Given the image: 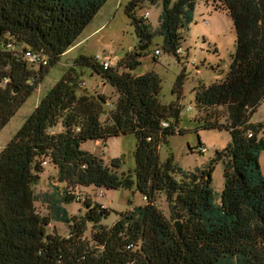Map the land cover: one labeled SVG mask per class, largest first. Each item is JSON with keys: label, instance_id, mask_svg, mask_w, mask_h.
<instances>
[{"label": "trees", "instance_id": "16d2710c", "mask_svg": "<svg viewBox=\"0 0 264 264\" xmlns=\"http://www.w3.org/2000/svg\"><path fill=\"white\" fill-rule=\"evenodd\" d=\"M108 1L0 0V131ZM150 1L163 3L157 31L136 15L137 1L126 7L141 45L150 48L162 35L164 50L189 63L179 48L199 0ZM205 3L232 17L236 52L224 79L197 89L198 121L200 128L228 129L231 143L204 169L187 171L173 155L162 161L160 148L177 132L184 107L186 72L173 89L178 100L167 105L160 99L158 73L133 72L149 49L131 52L106 69L95 58L77 57L0 152V264H264V122L250 121L264 102V0ZM28 52L45 55L47 64L36 70ZM81 66L93 67L116 89L111 110L106 94L81 87L74 72ZM128 134L138 139L136 180L119 173L120 159L108 165L82 149L87 140ZM218 162L225 178L220 202L213 187ZM48 163L65 189L54 185L51 193H37L34 185ZM135 184L147 203L120 213L111 227L103 224L111 210L86 196L84 215L71 216L66 207L80 202L83 186L131 189ZM159 191L167 193L170 217L156 203ZM37 202L47 203L48 212ZM173 220L180 221V231ZM55 222L66 224L69 234L51 228Z\"/></svg>", "mask_w": 264, "mask_h": 264}, {"label": "rangeland", "instance_id": "374dc122", "mask_svg": "<svg viewBox=\"0 0 264 264\" xmlns=\"http://www.w3.org/2000/svg\"><path fill=\"white\" fill-rule=\"evenodd\" d=\"M135 1L138 3L135 10L136 15L144 18L148 12L149 15L145 18L146 23L153 31L159 29L160 16L163 11L161 1L152 3L150 0H109L81 34L74 48L64 54L61 60L50 69L38 89L0 131V152L22 127L41 99L73 66L77 57L86 55L95 58L98 54L106 55L112 58L113 66H116L127 54L148 49V54L142 57V63L133 72L142 75L154 71L160 75L163 86L160 99L164 104L171 105L178 100V94H175L173 89L179 76L184 71L186 72L181 96L184 107L177 125V132L169 137V143L161 146V160L165 161L169 155H173L175 162L183 169L196 171L206 168L216 152L231 143L232 136L226 128H200L198 118L201 112L196 102V92L201 85L208 86L224 79L229 72L233 55L236 52V30L230 14L226 11L215 10L212 6L206 5L205 0H199L195 20L185 31L183 46L187 55H183L182 58L190 61L187 63L186 60H180L176 55L164 50L162 35L154 38L150 48L141 49L144 45H141L133 20L126 12V7L130 3L134 5ZM176 1L173 0V2ZM202 19L208 20L209 24L201 22ZM156 49L161 50L158 56L154 55ZM32 66L36 70L40 68L39 65L32 64ZM74 72H77L80 81H83L81 86L83 89L106 94L111 98L106 108L111 110L114 107L113 103L118 96L117 91L101 74L91 66L77 67ZM190 106L192 109L188 110ZM225 118H223L224 122ZM250 121L252 123L264 122V102L258 107ZM137 143L136 135L128 134L101 141L87 140L82 143V149L103 158L108 165H111L112 160L120 159L119 173L132 174L133 179L136 180ZM203 147L207 149L205 152L201 151ZM260 165L264 175V153L262 160L260 157ZM44 166L45 170L41 173L40 180L34 185L35 191L51 193L54 191V185L60 186L59 188L63 191L65 184L58 182L56 169L50 163ZM177 178L180 179L181 176L177 175ZM224 186V164L218 162L213 171V187L217 202L221 201ZM79 192L86 198H90L93 203L101 204L111 210L110 216L103 220V224L110 227L119 219L120 213L147 203L136 184L131 189H106L89 185L83 186ZM156 203L167 217L171 216L166 191L157 193ZM66 207L71 216H82L86 212L83 201H73L66 204ZM37 208L43 213L48 212L47 203L37 202ZM176 221L178 220H173V222ZM54 227L63 236L69 234L68 226L62 222H55L51 228ZM91 229L90 224L88 234L91 233Z\"/></svg>", "mask_w": 264, "mask_h": 264}, {"label": "built area", "instance_id": "2783aa9c", "mask_svg": "<svg viewBox=\"0 0 264 264\" xmlns=\"http://www.w3.org/2000/svg\"><path fill=\"white\" fill-rule=\"evenodd\" d=\"M149 15V13L147 12L145 15V18H147ZM201 22L205 23V24H209V21L206 19H202ZM179 53L183 56V55H187V52L185 50L184 47L179 48ZM161 54V50L160 49H156L154 52V55L158 56ZM27 57L29 59V62L33 65H41V64H47V58L45 55L42 54H37L34 52H28L27 53ZM96 61H98L105 69L109 68L111 66H113V62H112V58L110 56H101L100 54L96 55L95 57ZM190 63V61H189ZM192 63H194V61H192ZM192 109V107H188V110ZM207 149L205 147H203L201 149V151L205 152ZM78 200L83 201L85 200V196L83 194H79L78 195Z\"/></svg>", "mask_w": 264, "mask_h": 264}, {"label": "water", "instance_id": "95a60500", "mask_svg": "<svg viewBox=\"0 0 264 264\" xmlns=\"http://www.w3.org/2000/svg\"><path fill=\"white\" fill-rule=\"evenodd\" d=\"M129 6L133 7L134 5H133V3H130ZM147 47H148V45L141 46V49H146ZM175 225H176L177 230L180 231V229H181V223H180V221H177L175 223Z\"/></svg>", "mask_w": 264, "mask_h": 264}, {"label": "crops", "instance_id": "0c3cea01", "mask_svg": "<svg viewBox=\"0 0 264 264\" xmlns=\"http://www.w3.org/2000/svg\"><path fill=\"white\" fill-rule=\"evenodd\" d=\"M71 48H74V46L71 47ZM71 48H70V49H71ZM70 49H69L66 53H68V52L70 51ZM66 53H65V54H66ZM263 153H264V152H263ZM263 153L261 154V160H262Z\"/></svg>", "mask_w": 264, "mask_h": 264}]
</instances>
